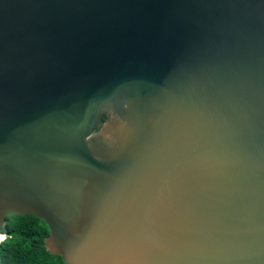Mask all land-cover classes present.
<instances>
[{
	"label": "water",
	"instance_id": "obj_1",
	"mask_svg": "<svg viewBox=\"0 0 264 264\" xmlns=\"http://www.w3.org/2000/svg\"><path fill=\"white\" fill-rule=\"evenodd\" d=\"M24 215L64 264H264V0H0Z\"/></svg>",
	"mask_w": 264,
	"mask_h": 264
},
{
	"label": "trees",
	"instance_id": "obj_2",
	"mask_svg": "<svg viewBox=\"0 0 264 264\" xmlns=\"http://www.w3.org/2000/svg\"><path fill=\"white\" fill-rule=\"evenodd\" d=\"M48 234L47 226L31 215L7 217L0 231V264H64L46 250Z\"/></svg>",
	"mask_w": 264,
	"mask_h": 264
}]
</instances>
